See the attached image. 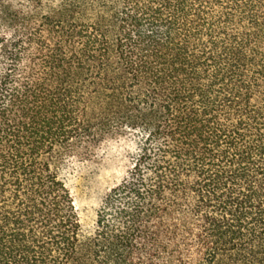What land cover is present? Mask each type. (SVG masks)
Returning <instances> with one entry per match:
<instances>
[{
	"label": "trees",
	"instance_id": "16d2710c",
	"mask_svg": "<svg viewBox=\"0 0 264 264\" xmlns=\"http://www.w3.org/2000/svg\"><path fill=\"white\" fill-rule=\"evenodd\" d=\"M0 264H264V0H0Z\"/></svg>",
	"mask_w": 264,
	"mask_h": 264
},
{
	"label": "rangeland",
	"instance_id": "374dc122",
	"mask_svg": "<svg viewBox=\"0 0 264 264\" xmlns=\"http://www.w3.org/2000/svg\"><path fill=\"white\" fill-rule=\"evenodd\" d=\"M127 149L123 140L106 141L98 157L87 164L81 172L72 173L71 182L73 187L77 188L78 204L83 211L84 222L87 226L92 224L100 198L125 171Z\"/></svg>",
	"mask_w": 264,
	"mask_h": 264
}]
</instances>
